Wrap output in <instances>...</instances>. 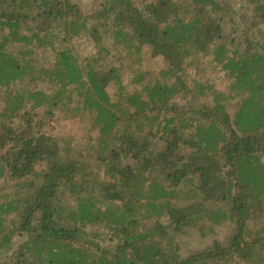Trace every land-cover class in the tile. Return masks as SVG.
<instances>
[{
  "label": "trees",
  "instance_id": "trees-1",
  "mask_svg": "<svg viewBox=\"0 0 264 264\" xmlns=\"http://www.w3.org/2000/svg\"><path fill=\"white\" fill-rule=\"evenodd\" d=\"M263 26L264 0H0V87L33 82L37 71L55 88L5 93L0 178L26 192L0 205V264H264ZM96 30L113 47L97 39L82 57L67 47L94 40ZM31 42L53 52L52 68L34 70L31 59L8 52ZM110 47L126 52L120 65L134 69L132 91L125 93ZM143 47L164 65L157 78L141 72ZM203 64H214L211 74L191 77L188 68ZM216 76L231 94L214 89ZM177 94L187 102L211 97L213 106L197 112L204 124L189 134L185 119L165 118L154 132L166 134L164 146L155 148L152 128L144 132ZM74 95L76 112L89 117L102 181L33 132L32 112L44 106L50 114ZM38 165L47 170L35 173ZM188 184L189 204H176V188ZM224 223L233 226L225 240L209 239ZM191 235L204 246L183 253L178 241ZM108 240L114 246L104 247Z\"/></svg>",
  "mask_w": 264,
  "mask_h": 264
},
{
  "label": "rangeland",
  "instance_id": "rangeland-1",
  "mask_svg": "<svg viewBox=\"0 0 264 264\" xmlns=\"http://www.w3.org/2000/svg\"><path fill=\"white\" fill-rule=\"evenodd\" d=\"M96 9V6L91 5L90 11ZM84 11V13L91 15V12ZM262 32H264V26L261 27ZM23 34L30 38V34L26 31H22ZM0 36L2 34L0 33ZM107 35L103 36L101 30H96V36L94 40H90L88 37H81L76 40H73L72 42H68L67 47H72L73 52L78 54L79 56H85L88 55V53H93L94 50L91 48L89 44L95 43L97 39L106 41L109 46L113 47L110 41V37H106ZM92 41V42H91ZM71 44V45H70ZM34 43L31 42L30 45H20V46H12L8 49V52L12 54L15 57H21L24 56L25 61L30 62L31 68H34V70H41L45 71L49 68L53 67V52L46 48L44 50L43 47L36 49ZM33 46V47H32ZM64 46V44L62 45ZM109 48V50L112 53V59L115 63V67L119 71V75L121 77V80L123 81L125 85V93L128 91H132L134 89V83L130 81L132 78L131 74H134V69L131 71H128L124 66L120 65L121 61V54H126V52H121L118 49L115 51H112V48ZM25 51L29 52L31 51L28 56L27 54L21 55ZM150 48L149 47H143L141 52V62L139 63L141 67V72L144 74L145 79H152L157 78L159 76V69L164 67L163 64L157 63L155 59H150ZM150 59V60H149ZM118 60V63L117 61ZM149 61V63H148ZM23 64V61H21ZM138 65V66H139ZM137 66V65H135ZM136 68V67H134ZM188 73L191 77H201L202 75L208 76L211 74L212 70L214 69V64L202 65L201 71L190 67L188 68ZM34 77H37L33 82L28 83V81H24L23 83H17L16 85L12 84L7 89V92L5 90H2L3 87H0V111L3 110L5 107V98L6 95H14L16 88H26L29 91H46V93H52L53 85H50L48 81L45 80V77L42 75H38L37 71L32 74ZM134 76V75H133ZM161 80V79H160ZM228 81L224 77H215V81L211 82V85L214 87V89L217 92H223L225 94H231L228 91ZM109 94H112L110 90H108ZM124 93V94H125ZM186 95V94H184ZM232 96V95H231ZM194 99L191 102L185 101L184 98L181 97L180 94H177L168 104V109L166 112L163 113L162 116L158 117L156 121H154L153 127L147 126L144 134L149 130L150 134H154L155 130H157L158 124H163V120L165 118H169L171 116L178 115V118H183L187 121V125L184 128V131L186 134H189L194 130V127L199 122L204 124L203 119L200 115H197V112L199 110H206L209 109L211 106H213V102L211 97L206 98H200V99ZM79 102L78 96L74 95V97L71 99V101L65 106L57 107L54 110H50V114H48L47 108L42 106L37 108L35 111L36 113H31V118L33 121V132L35 136H43L45 139L54 140L55 142H58L61 153H64V150H70L71 158H73L77 163L86 165V169L89 170V176L90 178H96L97 180L102 181L104 179L103 173H102V167L99 165V160L96 159V156L94 155V151H92V148L95 147L97 144L95 141V136L90 131V121L89 117H87L84 112H76L75 108ZM237 102V98L233 97L231 98L228 103L226 104V110L228 114H232V112L235 110V103ZM32 103H26L25 109L29 108V106ZM24 111L21 110L18 113V117H15L13 120L14 124H20V120L22 119V115H24ZM171 126L178 127L180 126V123L178 120H175ZM151 137V136H150ZM166 137V134H163L162 132H157L151 137V142L154 143L155 148L156 147H163L164 141L163 139ZM158 145V146H156ZM264 161V158H263ZM47 170V165H38L35 168V173H42ZM194 177V183L197 184V181ZM193 188H195L193 185H180L178 188H176V191L180 195V199L176 201L175 203L178 205L189 204V202H184L183 197L186 195V192L191 191ZM26 189L24 186H19L17 181H14L13 179H9L8 175H6L4 178H0V205L5 204L9 198H17L19 194H25ZM65 194V193H64ZM65 202H69V206L73 205V202L70 200V197L65 194L64 196ZM217 208L218 206L216 204L211 205V208ZM10 218L14 217V214L9 216ZM162 223H166V219L163 218ZM210 226V225H209ZM232 225L229 223H224L220 226H214L212 230L214 231V234L210 235L209 239H218L221 241H224L225 238L231 233ZM250 228L254 230L253 223H250ZM24 239L17 238L15 240V244L19 245L21 242H23ZM179 245L182 243V247L180 248V251L183 253H186V251H194V250H200L203 248L204 243H202L196 236H186L182 239V241H178ZM115 241L114 240H108L104 243V247H110L114 246ZM230 264H237V261H233Z\"/></svg>",
  "mask_w": 264,
  "mask_h": 264
}]
</instances>
